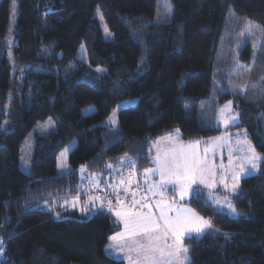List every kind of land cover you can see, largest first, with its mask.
Returning a JSON list of instances; mask_svg holds the SVG:
<instances>
[{
    "label": "trees",
    "instance_id": "1",
    "mask_svg": "<svg viewBox=\"0 0 264 264\" xmlns=\"http://www.w3.org/2000/svg\"><path fill=\"white\" fill-rule=\"evenodd\" d=\"M168 1L171 18L156 22V0H0V264H124L105 252L117 230L108 213L62 207L82 192L78 169L100 173L126 157L142 172L157 137L220 135L215 110L226 102L237 114L227 132H244L261 161L240 180L237 217L199 192L187 201L209 222L184 241L187 264H264V90L225 92L228 64L216 60L227 18L264 28V0ZM46 119L55 129L34 137L25 173L20 146Z\"/></svg>",
    "mask_w": 264,
    "mask_h": 264
},
{
    "label": "rangeland",
    "instance_id": "2",
    "mask_svg": "<svg viewBox=\"0 0 264 264\" xmlns=\"http://www.w3.org/2000/svg\"><path fill=\"white\" fill-rule=\"evenodd\" d=\"M171 15L170 2L156 0L154 20L166 22ZM226 22L227 25L223 29L216 56L220 65L224 62L228 64L224 91L232 95H242L244 91L250 99L256 98L264 90V28L234 16L228 17ZM103 32L106 33L105 30ZM245 47L248 55L241 56ZM242 58L249 60L248 64L240 62ZM219 77L220 75L217 74L213 84L218 83ZM207 104H210L208 108H211V103ZM92 111L93 108H85L82 113L88 114ZM215 111V126L226 129L233 124L236 125L237 114L233 112L230 102L217 107ZM54 129L55 126L51 119L33 125L20 146L19 167L23 172L26 173L29 168L34 137L45 136ZM175 134L179 135L177 130L169 137L172 138ZM215 137L218 138L211 139L208 144L204 145L200 141L189 143L191 145L184 147V150H177L175 155L195 157L200 162V171L197 172L194 183L197 191L202 195V199L217 212L235 218L239 213L231 199L238 193L240 180L257 173L261 159L256 161V169H252L248 163L253 152L256 156L260 158L261 156L255 152L250 140L242 131H232ZM67 151L68 148L58 154L57 167L61 174L69 172L65 163ZM173 155V153L168 154L166 157L171 159ZM160 160L163 159L160 158ZM78 175L82 180V192L78 193V197L74 199H65L62 207L76 210L82 217H90L97 210L108 213L116 223L117 230L108 237L105 252L124 264H187L189 262L188 252L184 253L177 249L180 245L187 248L184 243L186 239L200 238L209 229L207 219L198 217L200 221H197L189 218L188 213L183 211L185 209L178 210L177 205L173 204L172 198H180L182 183L177 182L175 177L167 175L162 180L158 162L154 163V160L151 166L138 173L132 169L128 159L123 157L115 165L109 166L100 173H88L85 168H79ZM167 181H171L170 183L174 186L164 183ZM184 186L189 187L186 184ZM168 189H171L175 196L168 195ZM212 190L220 193H211ZM162 210L168 218H175L180 214L187 216L191 221L185 226L179 242L171 231L166 232L165 222L160 218ZM117 213L122 215L118 216ZM123 213H140L142 216L150 217L159 225V228L149 234L141 232L135 236L128 235L124 223L127 217ZM205 221L206 225L203 224ZM198 226L202 227L199 233L194 230ZM191 230L193 232L188 236L187 232ZM122 233H125L122 238L110 239ZM195 233L196 235L193 236ZM2 252L3 245L0 241V257Z\"/></svg>",
    "mask_w": 264,
    "mask_h": 264
},
{
    "label": "snow or ice",
    "instance_id": "3",
    "mask_svg": "<svg viewBox=\"0 0 264 264\" xmlns=\"http://www.w3.org/2000/svg\"><path fill=\"white\" fill-rule=\"evenodd\" d=\"M114 122V121H113ZM179 130H177L178 132ZM261 158L256 156L253 152V156L249 159L248 163L251 165L252 169L257 168L256 161L260 160ZM158 161V169L160 171L161 179L164 180L165 176L168 177H175L177 182L182 183L181 187V197L187 194L188 187L184 185H189L196 182V174L200 171V162L195 159V157H190L187 155L181 154L180 156L173 155L171 159L165 158L164 160H160L157 157ZM151 171V170H146ZM203 182V181H201ZM170 207V206H169ZM184 212H191L190 209L183 210ZM117 215H122L121 213H117ZM124 216L127 217L125 219V229L126 234L135 236L143 232L144 234H149L156 231L159 228V225L156 224L154 220L150 217L142 216L140 213H123ZM194 215V214H193ZM161 219L165 222V229L167 231H171L174 236H176L177 241L179 242V237L183 233L184 228L186 225L190 224L191 221L185 215L178 214L175 218H168L166 213L162 210L161 211ZM199 219V218H198ZM204 225L207 222H203ZM197 233L202 231V227L198 226L194 229ZM125 233L118 234V236L110 237L112 240L118 239V237H123ZM191 238V237H190ZM143 247V246H141ZM188 248L180 247L177 251H183L184 253L188 252ZM147 259V257H146ZM187 259V257H185Z\"/></svg>",
    "mask_w": 264,
    "mask_h": 264
},
{
    "label": "crops",
    "instance_id": "4",
    "mask_svg": "<svg viewBox=\"0 0 264 264\" xmlns=\"http://www.w3.org/2000/svg\"><path fill=\"white\" fill-rule=\"evenodd\" d=\"M237 120V119H236ZM236 124H237V122H236ZM235 124H233V125H231V127H233ZM230 127H228V128H226V129H221L222 130V132H221V134L220 135H218V136H221L223 133H228L227 132V130L229 129ZM169 135H172V134H169ZM169 135H165V136H161V137H157V138H155L152 142H151V151L153 152V160H154V163L156 162H158L157 161V157H159V158H161V159H165V158H167L166 156L168 155V154H176V151L177 150H184V147H188L189 145H191V144H189V143H192V142H195V141H200L201 142V144L202 145H204V144H208L209 143V141L211 140V139H215V138H218V137H211V138H206V139H200V140H194V141H183V140H181V138H180V136L179 135H173L174 137H169ZM155 145V146H154ZM137 173V172H136ZM137 175H139V174H137ZM157 179V178H156ZM171 181H167V182H164V183H167L168 184V186H174L173 185V183H170ZM187 186H189V185H187ZM238 187H239V184H238ZM197 186L194 184V183H192V184H190V186L188 187V191H187V194H185L184 196H183V198L181 197V195H180V198L178 199H171V200H173L172 202H173V204H175V205H177V207H178V210L179 209H181L182 208V210L183 209H190L191 210V212H187L188 213V217L189 218H194L195 220H197V221H200L199 219H198V217H201L197 212H195L190 206H188V204H187V201L191 198V197H193L194 195H195V193H197L198 191H197ZM239 188H237V190H238ZM168 195H173V196H175V193L174 194H172V190L171 189H168ZM211 193H218L217 192V190L216 191H210ZM204 193V192H203ZM220 193V192H219ZM218 193V194H219ZM178 197V196H177ZM233 198L234 197H232V199H231V202H233ZM207 205H209L206 201H204ZM194 214V215H193ZM198 215V216H197ZM201 219V218H200ZM206 230H207V228H206ZM193 231L191 230V231H188L187 232V235L189 236V235H191V233H192ZM206 232V231H205ZM196 235V233L193 235V236H195ZM167 237H170V236H167ZM168 239V238H167ZM169 239H171V238H169ZM185 240V239H184ZM107 245H108V243H107ZM106 245V246H107ZM108 255V254H107ZM117 260V259H116ZM119 261H121V260H119Z\"/></svg>",
    "mask_w": 264,
    "mask_h": 264
}]
</instances>
